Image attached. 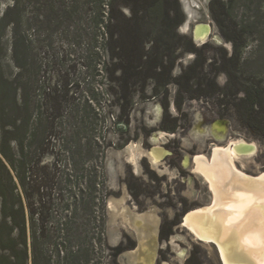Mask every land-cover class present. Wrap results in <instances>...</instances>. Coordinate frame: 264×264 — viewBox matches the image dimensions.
<instances>
[{
  "label": "rangeland",
  "instance_id": "1",
  "mask_svg": "<svg viewBox=\"0 0 264 264\" xmlns=\"http://www.w3.org/2000/svg\"><path fill=\"white\" fill-rule=\"evenodd\" d=\"M38 1L41 2L19 0L18 6H14L13 0H0V18L6 14L7 21L11 23L1 31L0 64L10 79L19 71L12 55L14 28L18 37H23L27 49L20 63L31 73L41 66L34 79H23L24 87L36 86L37 83L39 87L40 80L50 78L51 86L56 85L57 81L59 85H67L69 95L80 102V110L83 104L88 103L95 112H99L97 116L89 114V121L94 122L95 132L101 136L100 142L105 147L102 163L110 191L105 201L106 206L111 200L115 202L113 212L117 216L111 217L106 208V245L96 248L89 264H142V252L146 246L152 249L150 264H221L218 249L197 241L183 227L182 219L186 214L207 207L212 199L207 183L194 171V159L198 155L209 158L214 148H224L233 142L252 143L255 146L253 152L248 155L239 152L235 163L243 173L260 176L264 174V142L236 118L230 105L224 107L217 103L216 96L192 100L178 98L176 82L170 83L156 96L151 81L143 94L132 92L128 115H123L115 97L107 91L108 77L101 70L102 63L98 65L99 69H94V62L86 58L89 40L78 38L84 31L92 32L95 27L92 28L86 20L77 22L69 18L65 12L57 11L58 7L55 11L59 14L44 13L48 17L45 19ZM210 1L177 0L183 22L176 33L190 40L197 51L187 52L179 47L173 54L175 61L171 77L178 78L198 60V65H203L202 69L198 66L188 76H197L200 80L214 77L215 82V85L209 83L207 87H193L196 92L191 94L194 96L203 93L213 95L219 93L218 90L232 92L226 86V74L214 76L208 73L222 63L223 55L228 59L233 52L232 44L225 40L211 16ZM219 1V11H223L221 3L229 4L225 13L228 34L234 38L242 36L244 42L235 76L241 84L254 81L264 87V0ZM114 11L116 14V8ZM120 11L126 17L130 15L127 8L122 7ZM199 24L210 27L209 36L203 44H198L191 35ZM149 46L146 44V49ZM100 54L103 60H107L106 55ZM214 61L216 64L212 67ZM232 65L225 63L227 67ZM28 93L31 98L40 101L41 90H28ZM113 101L115 103L110 107ZM43 108L34 111V117L39 112V116L42 114V122L36 124L41 132L45 125L48 126ZM68 114L69 111H65L62 119L53 125L54 128L46 132V152L41 165L52 166L58 161L63 172L76 170L75 177L79 180L85 150L83 136L86 135L79 129L83 133L79 138H74L78 130L73 127ZM154 114L158 117H154ZM52 117L50 115L49 118ZM217 122L225 126L223 134L213 129ZM162 127H176V131L171 133L162 130ZM35 139V144L39 145L40 137ZM79 144L82 154L77 156L75 151L78 152ZM118 213L123 215L118 216ZM162 236H167V239H162ZM142 243L140 250L134 253ZM118 246L124 250L114 258L110 248ZM63 257V253L59 258L51 254L47 262L41 259L39 262L65 264Z\"/></svg>",
  "mask_w": 264,
  "mask_h": 264
},
{
  "label": "trees",
  "instance_id": "2",
  "mask_svg": "<svg viewBox=\"0 0 264 264\" xmlns=\"http://www.w3.org/2000/svg\"><path fill=\"white\" fill-rule=\"evenodd\" d=\"M13 1L14 6H18L19 0ZM39 3L45 19H48L47 14L61 10L69 18L77 22L86 20L92 28L95 27L92 32L84 31L78 38L89 40L86 58L94 62V69H99L98 65L102 63L101 70L108 77L107 91L115 97L123 115H128L132 92L143 94L151 81L156 96L170 83L176 82L178 98L192 100L216 96L217 103L224 107L230 105L236 118L264 142V87L254 81L241 84L234 74L244 42L242 36L234 38L226 30L228 3H221L223 11L217 7L219 0H211L209 7L221 34L232 44L233 52L228 59L223 55L222 63L208 73L214 76L226 74V86L232 92L218 90L219 93L200 96L191 93L209 83L215 85V82L214 77L200 80L197 76H188L198 66L202 69L198 60L178 78L173 79L170 73L175 61L173 54L179 47L187 52L197 51L190 40L176 33L183 22L177 0H69L68 3L41 0ZM122 7L130 11L128 17L120 11ZM9 25L5 14L0 18V53L1 31ZM146 44H150L147 49ZM26 52L23 37H18L13 28L12 55L19 71L10 79L0 64V264H40V259L47 262L51 254L59 258L61 253L65 264H89L96 248H102L106 241L105 200L110 195L102 163L105 147L100 142L101 136L95 132L94 122L89 121V114L97 116L99 112L88 103L80 110V102L70 96V89L67 85H59V81L51 86L50 78H44L39 81V87L38 83L24 87L23 79H34L35 73L41 69L38 66L32 74L24 68L20 60ZM100 53L106 55L107 60H103ZM225 63L233 65L227 67ZM215 64L214 61L211 66ZM26 88L41 90L40 101L31 98ZM35 106L38 109L45 107L43 115L48 126L45 125L44 132L36 128V124L42 122V114L39 116V112L34 117ZM67 110L73 127L78 130L74 138H79L83 131L86 135L83 136L85 150L79 180L75 177L76 170L63 172L58 161L52 166L41 165L46 152V132L54 128L55 122L62 119ZM81 111L84 112L79 115ZM79 129L83 131L80 133ZM162 130L174 133L176 127H162ZM38 136L40 144L36 145ZM78 147L77 156L82 154L80 144ZM110 249L114 258L124 250L121 246Z\"/></svg>",
  "mask_w": 264,
  "mask_h": 264
},
{
  "label": "bare ground",
  "instance_id": "3",
  "mask_svg": "<svg viewBox=\"0 0 264 264\" xmlns=\"http://www.w3.org/2000/svg\"><path fill=\"white\" fill-rule=\"evenodd\" d=\"M209 32V25H197L196 42L203 44ZM212 127L221 134L225 130L220 122ZM254 149L252 143L239 141L214 148L209 158L198 155L194 159V171L207 183L212 199L183 223L197 240L216 244L223 264H264V174L247 175L235 163L239 152L248 155ZM231 243L233 248L227 247ZM142 253V264H150L152 249L146 246Z\"/></svg>",
  "mask_w": 264,
  "mask_h": 264
},
{
  "label": "water",
  "instance_id": "4",
  "mask_svg": "<svg viewBox=\"0 0 264 264\" xmlns=\"http://www.w3.org/2000/svg\"><path fill=\"white\" fill-rule=\"evenodd\" d=\"M191 35H192V38L194 39V41H196V39H195V28L192 30V32H191ZM111 203V206H109V204ZM115 202L114 201H109V202H107V206H106V208H107V210H108V212H109V214H110V216L111 217H115V216H117V214H116V212H113L114 211V209H115ZM187 215V214H186ZM185 215V216H186ZM118 216H121V215H118ZM184 216V217H185ZM184 217H183V219H182V223H183V221H184ZM208 223V222H207ZM209 226H210V223H209ZM183 227L187 230V228L183 225ZM188 231V230H187ZM189 232V231H188ZM190 233V232H189ZM191 234V233H190ZM192 235V234H191ZM197 241H199V242H201V243H204L202 240H200V239H198ZM206 244V243H205ZM210 245H213L215 248H216V244L215 243H209ZM140 247H141V245L138 247V249L134 252V253H136V252H138L139 250H140ZM227 247H229V248H233V244L231 243V244H228L227 245ZM217 249V248H216ZM220 257V256H219ZM220 261H221V259H220ZM221 264H222V261H221Z\"/></svg>",
  "mask_w": 264,
  "mask_h": 264
},
{
  "label": "flooded vegetation",
  "instance_id": "5",
  "mask_svg": "<svg viewBox=\"0 0 264 264\" xmlns=\"http://www.w3.org/2000/svg\"><path fill=\"white\" fill-rule=\"evenodd\" d=\"M257 177H258V176H257ZM195 211H196V210H195ZM195 211H192V212H190V213L193 214V213H195ZM190 213H188V214L185 216V218L188 217V216H190V215H191ZM195 215H196V214H195ZM185 218H184V219H185ZM183 222H184V221H183ZM184 226H185V225H184Z\"/></svg>",
  "mask_w": 264,
  "mask_h": 264
}]
</instances>
